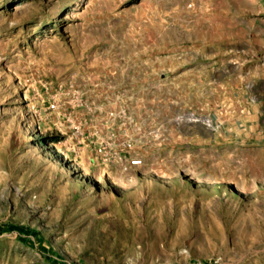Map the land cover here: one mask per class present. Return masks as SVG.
<instances>
[{"label":"rangeland","instance_id":"1","mask_svg":"<svg viewBox=\"0 0 264 264\" xmlns=\"http://www.w3.org/2000/svg\"><path fill=\"white\" fill-rule=\"evenodd\" d=\"M212 260L264 264V0H0V264Z\"/></svg>","mask_w":264,"mask_h":264},{"label":"built area","instance_id":"2","mask_svg":"<svg viewBox=\"0 0 264 264\" xmlns=\"http://www.w3.org/2000/svg\"><path fill=\"white\" fill-rule=\"evenodd\" d=\"M140 160L139 159H131L129 162H128V166L129 167H137L139 164H140ZM218 260H212L211 262H208L206 264H216ZM191 264H202L201 262H193Z\"/></svg>","mask_w":264,"mask_h":264},{"label":"trees","instance_id":"3","mask_svg":"<svg viewBox=\"0 0 264 264\" xmlns=\"http://www.w3.org/2000/svg\"><path fill=\"white\" fill-rule=\"evenodd\" d=\"M9 229H11V228H9Z\"/></svg>","mask_w":264,"mask_h":264}]
</instances>
